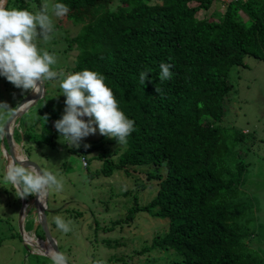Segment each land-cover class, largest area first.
<instances>
[{"label": "trees", "instance_id": "1", "mask_svg": "<svg viewBox=\"0 0 264 264\" xmlns=\"http://www.w3.org/2000/svg\"><path fill=\"white\" fill-rule=\"evenodd\" d=\"M15 1L22 9L29 6ZM113 1L116 5H110ZM61 2L92 15L68 44L78 53L72 72L102 74L118 108L134 121L117 160L98 156L100 174L117 171L136 185L140 176L155 181L153 199L130 208L125 222L142 212L166 220L167 232L157 234L150 247L175 256L171 264H264V223L253 213L259 197L246 190L249 165L238 161V153L231 157L227 132L235 146L252 138L222 124L232 89L230 69L246 67L245 57L264 62V0H230L216 20L199 18L216 0ZM161 62L173 73L163 82L158 80ZM145 69H151V82L141 84L139 73ZM57 116L52 110L48 122ZM20 136L29 143L28 130ZM105 139L100 135L94 148L104 149ZM85 154L81 150V158ZM113 260L124 262L123 257Z\"/></svg>", "mask_w": 264, "mask_h": 264}, {"label": "rangeland", "instance_id": "2", "mask_svg": "<svg viewBox=\"0 0 264 264\" xmlns=\"http://www.w3.org/2000/svg\"><path fill=\"white\" fill-rule=\"evenodd\" d=\"M151 1L154 3L157 0ZM229 1L216 0L208 11L199 13V18L218 19L217 16L221 17L225 13ZM26 3L29 5L26 10L30 12L45 11L54 26V31L49 34L50 39L38 40L37 45L40 49L55 53L56 63L50 67L58 76L44 80L43 99L18 122L23 129L27 128L29 143L24 147L21 142L16 143L21 158H28L41 171H52L58 178H62L63 187L60 191L47 190L45 221L50 237L68 264H95L96 261H103L104 264H171L175 256L165 257L162 251L154 252L150 247L157 234L167 232L166 220L155 219L142 212L137 213L133 221L125 222L130 208L142 207L153 199L156 192L155 181L147 182L145 177L140 176L136 185L133 178L117 171L110 177L100 174L103 160L98 156L105 153L109 155L106 159L115 161L124 144H109L106 141L108 138L105 139L104 149L94 148L100 137L97 132L83 138L79 147L73 148L59 140L58 133L52 136L56 132L53 122L60 118L64 108V96L61 95L59 82L64 75L73 73L72 68L78 54L75 47L69 49L68 44L92 16L91 12L88 14L83 8L72 9L57 17L53 9L54 0H26ZM19 5L15 0L11 3V7L21 8ZM110 5L116 3L113 1ZM244 64L246 67H233L228 74L232 89L224 101L222 124L227 129L233 128L252 138H245L235 146L232 132H227L231 157L235 158L238 153L241 155L238 161L249 165L245 176L246 190L259 197V209L254 206L253 213L258 221L264 223V62L245 57ZM19 90L0 77V101L10 107L7 115L0 116V151H3V146L7 147L2 138L3 127L23 99L17 95ZM52 110L58 114V118L49 120L50 122L47 118L45 122L42 117H49ZM47 123L52 128H48ZM17 128L16 126L15 129ZM81 150H86L84 158H81ZM6 167L7 161L0 158V264H51L47 257L37 254L39 251L35 247L34 253L26 252L18 221L23 198H18L16 189L3 180ZM43 198L44 196L40 200L42 205ZM24 199L28 205V214L34 197L29 195ZM55 216L71 220L69 232L64 233L56 228L53 222ZM28 221L30 219H26ZM120 221L126 224H118ZM34 225L33 222L32 226ZM27 229L30 227L27 226ZM37 230L38 238L43 240L44 233L39 226ZM25 238L27 241L29 237ZM34 243L36 244L35 240ZM144 247L150 248L145 255L136 257L133 254ZM113 257H123L124 262H115Z\"/></svg>", "mask_w": 264, "mask_h": 264}, {"label": "clouds", "instance_id": "3", "mask_svg": "<svg viewBox=\"0 0 264 264\" xmlns=\"http://www.w3.org/2000/svg\"><path fill=\"white\" fill-rule=\"evenodd\" d=\"M4 3L5 0H0V77L16 88L37 93L42 81L58 76L50 67L56 63L55 53H49L37 45L38 40L50 39L49 34L54 31L53 21L43 10L33 13L22 8L4 7ZM53 9L55 16L59 17L69 11V6L57 0ZM170 68L169 63L159 64L160 82L172 78ZM150 72L151 69H145L139 73L141 84L146 79L151 82ZM59 87L64 96V108L60 118L53 122V127L65 145L79 147L83 138L97 132L115 138L121 145L127 142L135 130L134 121L118 108L102 74L83 69L64 75ZM9 110L8 104L0 101V116L7 115ZM42 118L47 121L46 116ZM0 158L10 160L4 170L3 180L16 189L18 198L35 195L40 199L47 190L60 191L63 187L62 178H58L56 173L25 167L23 159L9 157L7 149L0 151ZM53 222L62 232L70 231L71 220L55 216ZM51 260L52 264H65L63 255L56 252L51 254ZM95 264L104 262L96 261Z\"/></svg>", "mask_w": 264, "mask_h": 264}, {"label": "water", "instance_id": "4", "mask_svg": "<svg viewBox=\"0 0 264 264\" xmlns=\"http://www.w3.org/2000/svg\"><path fill=\"white\" fill-rule=\"evenodd\" d=\"M6 2H7V0H5V3L3 5L4 7L6 5ZM44 93H45V86H44V81H42V83L40 85V89L37 93H32L31 91H29V93L15 107V109L11 113V116L9 117L7 122L5 123V125L3 127V133H2V136H3L2 138H4L5 143L7 144V147L5 148L3 146V149H7L8 156L9 157H15L16 159H23L25 167L31 166V167H34L38 170H41V169L33 161L29 160L28 158H20L18 155H15V153L13 151V139L12 138H13V130L17 126V123L19 122L21 117L24 114L28 113V111L31 108H33V106L35 104H37L40 100L43 99ZM6 161L10 162V160H6ZM33 197H34L33 203L31 205V208H29V210L34 211V214H32L33 215V221H34V223L35 222L37 223V226H39L41 231L44 233V239H43L44 241L42 240V241H38V242H43L44 244H47L48 246H50L51 249L53 250V252L62 254L57 249L54 240L50 237V234L48 232V228L46 225V221H45L47 192L45 193L44 198H43V202H42L43 205L41 204V201H40L42 197L40 199H37V197L35 195H33ZM27 208H28V205L26 203V200L23 198L21 201V207H20V211H19V220L18 221H19V229H20V233L23 237V241L27 244V246H25V249L30 254H32V253H34L33 251H34V247H35L39 251V253H37L38 255H42V256L47 257L51 260V256L46 254L45 252H43L41 247H39L38 245L29 244L26 241V239L24 238V235L22 233V221L24 220V217H26V215H27L26 214ZM65 264H68L66 259H65Z\"/></svg>", "mask_w": 264, "mask_h": 264}, {"label": "crops", "instance_id": "5", "mask_svg": "<svg viewBox=\"0 0 264 264\" xmlns=\"http://www.w3.org/2000/svg\"><path fill=\"white\" fill-rule=\"evenodd\" d=\"M28 90H19V92H18V94L17 95H20L19 96V98L21 97H25L28 93H29V91L27 92ZM27 114V113H26ZM22 118V117H21ZM17 127L19 128V130L17 131L16 129H14L13 130V144L14 145H16V143H20L21 142V144H22V147H24L25 145H26V141H24V138L22 137V136H20V134H21V131H24L25 129L27 130V128H22L21 126H19V123H17ZM17 128V129H18ZM17 131V132H16ZM15 132H16V134H15ZM17 138V139H16ZM16 148H17V145H16ZM4 150V149H3ZM13 151H17V149H15V147L13 148ZM8 163H10L9 161L7 162V165H8ZM32 211V212H31ZM29 210L28 211V214H29V216H28V214L26 215V217H24V220L22 221V233H23V235H26L27 237H31L32 239H34L35 241H40V240H42L41 238H38V235H37V232H38V230H37V223L35 222V225H34V227L32 226V223L34 222L33 221V215L32 214H34V211L33 210ZM27 212V211H26ZM26 219L28 220V219H30V221H28V222H26ZM27 226H29L30 227V229H27ZM42 232V231H41ZM28 238V239H29ZM22 240V239H21ZM22 242H23V244H24V246H27V244L22 240ZM44 249V248H43ZM26 252H28V251H26ZM26 258V257H25ZM48 260H50L49 258H47ZM51 261V260H50ZM52 262V261H51Z\"/></svg>", "mask_w": 264, "mask_h": 264}, {"label": "bare ground", "instance_id": "6", "mask_svg": "<svg viewBox=\"0 0 264 264\" xmlns=\"http://www.w3.org/2000/svg\"><path fill=\"white\" fill-rule=\"evenodd\" d=\"M15 147V149H16V146L13 144V148ZM14 153H15V155H18V152L17 151H14ZM19 157H20V155H18ZM21 158V157H20ZM22 158H24V157H22ZM26 236L24 235V238H25ZM26 239V238H25ZM27 241H28V243L29 244H33L34 243V239H32L31 237L29 238V239H27ZM31 242H33V243H31ZM35 244V243H34ZM35 245H38L39 247H42L41 249H42V251L43 252H45L46 254H48V255H50L51 256V254L53 253V250L51 249V247L50 246H48L47 244H44L43 242H38V241H36V244ZM44 248V249H43ZM42 252V253H43Z\"/></svg>", "mask_w": 264, "mask_h": 264}]
</instances>
